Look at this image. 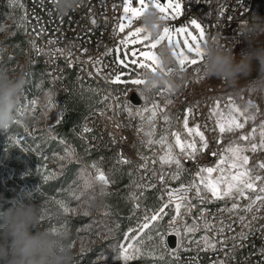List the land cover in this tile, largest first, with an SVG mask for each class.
<instances>
[{
	"label": "built area",
	"instance_id": "1",
	"mask_svg": "<svg viewBox=\"0 0 264 264\" xmlns=\"http://www.w3.org/2000/svg\"><path fill=\"white\" fill-rule=\"evenodd\" d=\"M179 1L181 11L175 14V19L167 21L168 24H188L192 19H196L202 24L206 33L205 36L219 29L229 40L239 34V24L250 17L254 2L260 1L262 3L261 13L264 15V0ZM22 3L25 24L22 38L25 46V55L20 58V61H23L25 65L26 63L34 64V59L36 58L42 61L45 67V78L54 92V103L57 108L60 106V97L64 92L61 81L65 70L73 71L79 81L98 88L104 97H108L107 108L93 110L81 123L79 132L82 135V144L89 146L98 153H111L117 162L121 157L131 158L136 185H155V187L137 188V197L139 199L132 202L135 210L143 208V199L148 192H154L163 202H166L168 200L166 191L178 188L181 183L171 182L168 171L161 167L155 147H149L142 143L145 138L144 133L137 134V128L141 126V119L135 114L130 117L124 108L120 109V102L121 100L127 101L128 104L135 108H142L146 101L155 102L159 104L163 112L170 116L186 114V109L191 107L193 109L192 114H190L191 117L200 125V130L210 140L212 133L210 132L211 121L207 116V101L201 100V97L220 88L222 82L214 78L201 81L199 79L200 74L195 73L193 70L194 67H200L202 63L200 62L196 66H186L184 83L178 90L164 91L161 95L158 94L159 90H162L159 88L151 98L145 100L138 95L136 86L116 85L110 82L111 78L120 72V68L113 63L114 55L105 56L104 53L108 48H115L119 40L129 30L138 27L139 23L138 21L134 22L132 28L126 29L125 33L114 34L113 29L120 22L122 14V0H78L77 5L67 14H62L57 10L54 0H22ZM113 4H116L117 7L114 8ZM221 12L224 15H221ZM93 18L97 20L96 25L91 24V19ZM41 28L45 29V31L41 32ZM194 32L197 34L196 31ZM49 39L56 40L57 43L49 45L47 43ZM33 40L37 47L42 50L39 53L32 47L31 41ZM242 44L243 42L238 44L236 50ZM55 48L64 49V55L57 53L53 56L50 50ZM85 48L88 49L86 53L83 52ZM69 50L73 53L70 58H67L72 61L71 64L66 59ZM89 57L93 60L99 59L101 63L95 66L92 62L85 64L84 61L88 60ZM105 65L107 67H104ZM98 67L102 68L99 74L96 72ZM23 71L25 72V66ZM136 71L140 73L142 69ZM177 79L180 78L178 77ZM132 93L139 100V104L136 106L129 101ZM34 99L36 97H31L29 101L32 102ZM168 100H171L172 103L166 105ZM25 102L28 103L27 101ZM18 108L20 118L31 117L35 119L37 116L33 108L28 112L21 107ZM261 110L262 119L264 120V87H262ZM116 125H120V127L117 128ZM85 126L91 131L85 132ZM142 156L149 158L147 169L138 167L144 162ZM207 159V157L201 159L200 163ZM153 160H156V163H153ZM183 161H185L184 158ZM153 171L156 173L155 176L152 175ZM162 173L165 175V181L163 182L159 180V176ZM191 196L192 193H189L190 198ZM193 204L196 207L192 208L191 214L183 215L182 209V218L172 222L173 217L176 215L174 213L170 219L166 220L155 231L154 236L160 249L175 264H189L193 257H197L194 264H211L217 257L224 259L223 252L219 251V245L216 251H202L195 243H190L189 241H199L205 234L210 237L215 236L218 240L221 239L214 231H207L204 223L197 219L199 209L205 208L207 210L206 215L211 214L209 215V220L216 227H219L218 221L221 219L226 223H232L234 217L220 213L218 209L223 208V206L217 204L202 205L194 202ZM258 206L259 204H257ZM240 214L246 215L245 223L251 221L253 215L261 217L258 221L253 222L256 229L264 225V209L259 212L254 209L253 212L247 214L241 212ZM194 220L199 224V230L195 233H188L182 242L183 226L185 224L192 225ZM177 227L181 229L182 236H177L175 232L171 231V229ZM242 227L243 225L233 224L234 232L226 229L225 236L231 237L235 235L241 231ZM245 230L247 231V229ZM161 236H163V243H161ZM168 237H173L174 239L172 248L168 246ZM181 243L182 246H180ZM231 248L232 241L229 239L227 248L224 251ZM261 248H264V234L257 230L254 235L248 237L243 247L235 249L234 259L230 260L229 264H261V260L264 259L261 256ZM168 249L176 251L178 253L177 256L170 255Z\"/></svg>",
	"mask_w": 264,
	"mask_h": 264
},
{
	"label": "snow or ice",
	"instance_id": "2",
	"mask_svg": "<svg viewBox=\"0 0 264 264\" xmlns=\"http://www.w3.org/2000/svg\"><path fill=\"white\" fill-rule=\"evenodd\" d=\"M149 4L146 0H122V14L120 16V22L113 29L115 33H125L126 29L132 28L134 22L138 21V17L141 15L144 9H146ZM152 6L158 9L161 13L162 18L167 20L169 14H172V18L175 19V14L180 13L181 4L179 0L173 2V0H167V2H162V0H152ZM113 7L116 8L117 5L113 4ZM221 15H224L221 12ZM91 24L96 25L97 20L95 18L91 19ZM190 24L193 26L194 30L198 35H194L192 31H189L187 27H173L171 24L166 25L159 37V41L167 40L169 44L173 42L176 44L178 49V54L176 55V60L180 66L181 71H186V66H196L202 60V53L199 52V41L203 39L206 35L205 30L200 22L196 19H192ZM4 29L0 27V31ZM45 29L41 28V32ZM181 39L183 44L181 45ZM159 41H152L150 36H145L142 34V29L139 27L133 28L131 31H128L126 35L119 40L118 46L115 48H108L104 53L105 56L114 55L115 59L113 63L120 68L118 72L112 79L111 83L114 84H124L130 83L139 88L143 83L138 79L139 72L138 69L149 68L150 70L155 71L153 65L157 63L155 49L158 47ZM49 45L57 43L56 40L49 39L47 41ZM32 47L36 49L37 53L42 51L39 49L35 41H31ZM139 46V47H138ZM79 47V46H77ZM51 54L55 56L57 53L64 55V49L55 48L51 49ZM88 49H83V52H87ZM186 53L194 54L190 56ZM73 53L69 50L67 53V58H70ZM79 60V58H77ZM69 64L72 63L70 59H67ZM92 62L93 65H98L101 63L99 59L93 60L89 57L88 60L84 61L85 64ZM104 67H107L105 65ZM194 72L199 73V67H194ZM102 71V68H96V72L99 74ZM129 72H135V78L132 79H122ZM91 75V73H89ZM164 91H170L167 88L159 90L158 94H163ZM142 97V96H140ZM144 98V97H142ZM104 99H108L105 97ZM146 100V98H144ZM229 104L227 105L228 112L225 114L220 109L219 100L216 101V105L211 109L209 118L216 116V125L219 129L221 136L228 133H234L237 130H242L245 128V125L249 121H255L257 119V114H261L262 110L256 107L251 100L247 101L250 106L248 110L241 109L232 102L231 96H229ZM35 105L36 101H32ZM172 101H166L167 104H171ZM54 101H49V107H55ZM255 108V112H251L250 109ZM124 110L127 111L128 115L133 116L132 107L128 106L127 101L125 102ZM193 109L188 107L186 109V114L184 115L182 124L183 129L187 133V136L191 139H182L181 133L177 131L171 132V136L174 137V143L169 142L168 133L164 132L160 134L159 139H153L156 136V120L158 115L163 113V109L160 108L159 104L153 103L151 107H143L136 109L135 115L139 116L141 119V126L137 128V134L144 133L148 137L146 142L147 146H153L159 144L163 149L164 154L158 157V160L163 168L164 165L172 166L175 165L176 171L171 173L169 179L177 180L182 175L184 170V165L182 164L181 157L188 160H196L197 154H203L206 149L209 148V141L205 137V133L200 130V125L197 124L193 127L189 126V115L192 114ZM145 113L149 115L145 116ZM162 119L165 123L170 122L169 115H162ZM241 119L243 122H241ZM151 126L149 131L144 132L143 122ZM59 122V121H57ZM117 128L120 125H116ZM259 128V142L256 141L257 127H253L250 132L247 134H241L238 137L239 141L248 142L247 144L237 143L235 140L230 141L228 146L222 151L216 152L213 151L210 153L211 156L217 157L216 162L212 166H198L193 178L188 181L186 184L181 183L178 188L167 190L166 194L168 200L162 204L160 208L153 211L151 216L145 215L144 222L140 224L139 230L143 231L148 229L150 224L154 221L162 219V214L165 213V209L174 205L175 208V217H173L174 222L176 219L182 218V209L183 215H189L192 212V208L196 207L193 204V200L199 201L200 204L206 205L211 201H223L224 207L218 209L222 214H229L234 217L232 223H226L223 219L218 221L219 227H216L210 220L209 215H206V209L201 208L197 213V219L204 223V227L207 231H214L217 233L221 239H216L215 236H208L205 234L201 237L199 241H189L190 243H195L202 251H216L217 246L219 245V251L223 252L224 259L217 257L211 262V264H229V261L234 259V251L237 247H243L244 242L248 239L250 235H254L257 230L264 234V225H261L259 229H256L254 226V221H258L261 217L257 215L252 216V220L245 223L246 215H241L243 212L245 214L253 212L255 209L256 212H259L261 209H264V176L260 175L256 169L264 170V161H260L255 164L253 167H249L250 157L246 155L247 152L257 153L258 151H264V120L258 125ZM27 132L28 130L25 129ZM85 132H90L87 126L84 128ZM196 137L199 138V147L197 146ZM123 139V138H122ZM219 143V140H217ZM134 147V145H133ZM174 148H179V154L174 153ZM68 157L71 159L74 155L69 149H65ZM63 159V158H61ZM143 163L138 167L147 169L148 167V157H143ZM119 163L124 165L132 164L133 161L131 158L121 157L118 160ZM153 163H156V160H153ZM96 170L95 179L104 185L109 184V179L106 176L105 172L97 165L96 162H93L91 165ZM215 174V175H214ZM153 176L156 175L155 171L152 173ZM52 178V175H45L43 179L45 181ZM143 179V177H142ZM161 182L165 181V175L162 173L159 176ZM155 187V185H137V188H148ZM189 193H192V197H189ZM79 199V197H76ZM130 198L133 200L139 199L136 196L135 192L130 194ZM241 200H246V204H241ZM57 204L63 210V212L68 213L75 211V209L70 208L64 201H57ZM230 204V207H229ZM257 204L259 206L257 207ZM139 207V205H137ZM108 213H105L107 215ZM87 215V213H85ZM42 220L45 219V216L42 215ZM214 219V217H213ZM233 224L243 225L241 231L232 235L231 237L225 236V230L233 231ZM247 229V231L245 230ZM199 230V224L196 220L193 221L192 225L185 224L183 226V236L181 229L179 227L171 229L175 232L177 236H182V242L188 233H195ZM129 239L135 241L136 237H130ZM152 237L148 236V240H151ZM232 241V248L224 251L227 248L228 240ZM161 243H163V236H161ZM143 244V241H141ZM182 246V243L181 245ZM178 246V247H180ZM170 255L177 256V252L171 249H168ZM261 256L264 257V248L260 249ZM142 255L141 248L137 247L135 243H129L126 247L120 246V259L127 262L136 259L138 256ZM147 255L154 256L153 252H148ZM199 255V254H197ZM159 259L163 260L164 256L161 254ZM197 257H193L192 261L189 264H194V261ZM261 264H264V259L261 260Z\"/></svg>",
	"mask_w": 264,
	"mask_h": 264
},
{
	"label": "rangeland",
	"instance_id": "3",
	"mask_svg": "<svg viewBox=\"0 0 264 264\" xmlns=\"http://www.w3.org/2000/svg\"><path fill=\"white\" fill-rule=\"evenodd\" d=\"M149 4V0H146ZM167 2V0H164ZM176 2V0H173ZM152 3V0H151ZM180 3V1H179ZM262 3L260 1H256L253 3V7L250 13V16L255 13L260 17H264L261 13ZM172 18V14H169L167 20H165V25H169L167 21H170ZM9 22H6L3 27V31H6ZM173 27H187L189 31H192L194 35L196 34L194 31L193 26L186 23H179L171 25ZM132 30V29H131ZM129 30V31H131ZM10 35V34H4ZM1 39V37H0ZM167 41V40H166ZM119 44V43H118ZM116 44V46H118ZM183 44V40L181 39V45ZM139 47V46H138ZM247 47L246 43H243L238 49L236 50L239 53L242 49ZM9 50V49H7ZM190 56L194 54L186 53ZM20 62V66H17V69H21L23 71V67L25 63L22 61ZM24 72V71H23ZM135 73V72H134ZM136 74L128 73L126 76L122 77V79H132L135 78ZM256 73H253V79L249 81H242L239 96H237L231 89L225 87L223 84L220 88H217L210 93L206 94L205 96L201 97V100L207 101V116L209 117L210 111L212 108L215 107L216 101L219 100L220 102V109L227 114L228 108L227 105L229 104V96L232 98V102L235 103L236 106L242 108L243 104H248L247 101L251 100L253 104L258 107L262 108V86L259 85L255 78ZM113 78V77H112ZM111 78V79H112ZM111 81V80H110ZM116 85H123V86H134L130 83L124 84H116ZM36 88L40 89L38 91V96H36L35 105L27 99V94L25 91L21 93V99L18 107H21L26 110V112L30 111L32 108L36 112V118L33 121L31 127H26L19 119L18 114L16 113V118L13 121L15 125H19L21 127V131L18 135H9L8 138H5L4 141H8L9 144L15 148H17L23 155L30 157V152H35L34 148H30L27 146V139L34 138L38 135V137L46 136L51 137L50 127L57 121L59 118L60 111L55 106L53 108L49 107V101H54V92L48 85H44L41 80H37ZM161 89H164L161 87ZM27 101L28 103H26ZM33 101V100H32ZM30 102V103H29ZM153 103L145 102L143 107H151ZM17 109L19 110V108ZM142 107V108H143ZM140 108V107H139ZM135 108L133 113L135 114ZM251 112H255V108L250 109ZM149 115L145 113V116ZM162 115H168L167 113L163 112L162 114L158 115V118L155 122L156 124V136L153 139H159L160 134L167 132L169 142L174 143V137L171 136V132L177 131L181 133L182 139H191L187 136V133L183 129V118L184 115L181 116H170V122L165 123L162 119ZM139 117V116H138ZM140 118V117H139ZM189 126L193 127L197 125L196 121L189 115ZM211 121V129L210 132L212 133V137L208 140L207 136L205 135L206 139L209 141V148L204 151L203 154H197L196 160H188L185 159L183 161V157H181L182 164L184 165V170L182 175L177 180H171L173 183H187L190 181L193 176L195 175L196 171L198 170V166H212L215 164L217 157L211 158L210 153L213 151L219 152L222 151L224 148L228 146L230 141L235 140L237 143L240 144H247L248 142L239 141L238 137L241 134H247L251 131L253 127H257V135L256 141L259 142V128L258 125L261 123L262 115L257 114V119L255 121H249L245 128L242 130H237L231 134H224L221 136L219 133V129L216 125V116H212L209 118ZM241 122L243 120L241 119ZM144 132L149 131L150 125L145 120L143 122ZM8 129V128H7ZM7 129H0V132L3 134ZM25 129L28 131L26 132ZM40 133V134H37ZM144 142L148 140V137L144 135ZM197 140V146L199 147V138H195ZM219 140V143H217ZM146 144V143H145ZM152 147H155L157 158L160 155H163V149L159 144H155ZM65 149H69L74 153L73 157L70 159L65 151ZM64 151L60 154H53L50 156H46L43 160L42 165H37L35 169L30 173H26L24 171L17 172V170L11 166H7L3 163H0V179L4 182L6 176L8 178L9 184L7 185V189L13 195L12 198L8 201H5L8 206L9 203L14 199H21L24 202V199L28 198L31 200L33 204L40 206L45 219L42 220V224H50L52 226H59L66 228L68 222H73L75 225V229L73 230V244L77 248L78 254V264L82 263L83 257L89 258V262L85 264H117L118 262H123V259L118 258L120 254V246H127L129 243H135L137 247H139V243L137 242L138 237L135 235L136 240L133 241L129 239H123L118 243L114 242V234L112 232V228L109 227V219L107 218V213L105 211V204L102 200L101 189H105L110 184L104 185L103 183L99 182L95 179L97 173L96 170L90 165H81L77 168L74 172L73 178L66 184L65 188L61 191V196L58 200H54L50 203L48 202H34L35 201V194L38 193L39 189V178L43 179L45 175H52L51 179L60 178L63 176L64 171L68 168L70 163H74L78 160L75 151L70 148L66 147ZM174 153L179 154V148H174ZM246 155L250 157L249 167H253L260 161H264V151H258L257 153L247 152ZM208 158L203 163H200V160L203 158ZM63 158V159H61ZM163 169L168 171L169 176L171 173L176 171L175 165L168 166L164 165ZM260 175L264 176V170L256 169ZM215 175V174H214ZM44 180V179H43ZM50 180V179H49ZM6 185V184H5ZM76 197H79L77 199ZM192 197V196H191ZM57 201H64L70 208L75 209V211L65 213L57 204ZM95 201L98 205L90 214L85 215V212L82 210L83 206L87 202ZM194 203H199V201L193 200ZM25 203V202H24ZM223 201H211L208 204H217L224 207ZM240 203L246 204V200H241ZM7 206V207H8ZM230 207V204H229ZM175 213V209L173 214ZM148 216H150L148 214ZM56 221V222H54ZM111 241V242H109Z\"/></svg>",
	"mask_w": 264,
	"mask_h": 264
},
{
	"label": "trees",
	"instance_id": "4",
	"mask_svg": "<svg viewBox=\"0 0 264 264\" xmlns=\"http://www.w3.org/2000/svg\"><path fill=\"white\" fill-rule=\"evenodd\" d=\"M23 15L22 0H0V27L3 28L4 24L9 22L6 31H0V71L7 72L10 75H22L24 77L22 91L26 92L27 99H29L39 94L38 91L40 89L36 88L38 79L45 86H49V84L44 74L45 67L38 58L34 59V64L26 63L25 72L17 69V66H20V58L25 55V46L22 38L25 28ZM130 73L135 74L134 72ZM61 86H63L64 92L60 97L61 103L58 107L60 114L57 121L59 122L56 121L50 127L51 137L42 138L37 135L34 138H28L26 144L31 149L34 148L35 152L29 151L30 157H27L17 148L11 146L8 141H4L9 135H18L21 131V127L12 122L3 134L0 132V163L15 168L17 172L31 173L37 165L43 164V159L46 156L60 154L66 147L72 148L78 160L70 163L63 176L58 179L45 181L39 178V189L38 193L35 194L34 202L50 201L51 203L54 200H58L61 196V191L73 178L75 170L81 165L90 166L93 162H96L109 179L110 186L103 189L102 200L105 204V211L108 213L109 227L112 228L114 234L113 243L125 240L129 236L136 235L138 237L137 242L141 248L142 255L128 261L127 264H175L160 249L154 236L155 231L172 217L174 206L172 205L165 209L162 219L152 222L148 229L140 231L139 226L144 222V216L148 214L151 216L153 211L160 208L164 202L154 192H148L143 199V208L135 210L132 206L134 200L130 198V194L133 192L137 196L136 178L132 165L121 164L116 161V158L111 153H98L89 146L82 144V135L79 132L81 123L93 110L107 108L108 100L104 99L105 97L98 88L79 81L73 71L70 70H65ZM124 106L125 101L121 100L120 109H123ZM128 106L132 107L134 111L135 107L130 104ZM16 113L26 127L32 126L34 118H20L17 108ZM8 184L7 176L4 182L0 179V206L3 208H7L8 204L5 201L10 200L13 196L7 189ZM29 201L31 200L28 198L24 199L25 203ZM65 229L73 235L74 223L68 222ZM148 236H151L152 239L148 240ZM141 241H143V244H141ZM148 252H153L154 256L147 255ZM161 254L164 256L163 260L159 259ZM89 261L86 256L83 257L80 264H85ZM117 264H126V262H118Z\"/></svg>",
	"mask_w": 264,
	"mask_h": 264
},
{
	"label": "clouds",
	"instance_id": "5",
	"mask_svg": "<svg viewBox=\"0 0 264 264\" xmlns=\"http://www.w3.org/2000/svg\"><path fill=\"white\" fill-rule=\"evenodd\" d=\"M54 3L60 13L67 14L78 0H54ZM138 22L143 35L159 41L165 19L151 0ZM242 42L247 47L237 53L236 47ZM199 52L202 53L201 81L218 79L239 96L241 82L253 79L255 72V81L264 87V17L253 13L239 24V34L231 40L219 29L209 33L199 41ZM155 54V71L143 68L138 76L143 83L137 93L146 99L161 87L176 91L184 83V71L176 60V44L159 41ZM23 84L22 75L0 71V129H7L15 120ZM249 107L242 105L246 111ZM96 207L95 201L87 202L82 210L90 214ZM42 215L40 206L19 198L12 200L7 208L0 206V264H78L79 252L72 233L63 227L42 224Z\"/></svg>",
	"mask_w": 264,
	"mask_h": 264
},
{
	"label": "water",
	"instance_id": "6",
	"mask_svg": "<svg viewBox=\"0 0 264 264\" xmlns=\"http://www.w3.org/2000/svg\"><path fill=\"white\" fill-rule=\"evenodd\" d=\"M162 2H163V0H162ZM129 101H130L133 105H135V106L139 104V100H138L137 96H136L135 94H133V93L130 95V97H129ZM167 243H168V246H169L170 248H172L173 245H174V239H173V237H168V239H167Z\"/></svg>",
	"mask_w": 264,
	"mask_h": 264
}]
</instances>
